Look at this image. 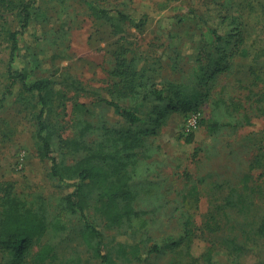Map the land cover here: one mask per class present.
I'll use <instances>...</instances> for the list:
<instances>
[{
    "label": "rangeland",
    "instance_id": "1",
    "mask_svg": "<svg viewBox=\"0 0 264 264\" xmlns=\"http://www.w3.org/2000/svg\"><path fill=\"white\" fill-rule=\"evenodd\" d=\"M22 6L33 11L23 29ZM9 68L24 71L28 83L51 81L46 131L62 166L91 153L101 161L122 146L127 122L103 99L141 117L142 142L128 160L134 207L146 224L121 235L126 227H105L86 209L105 248L118 240L157 245L143 262L118 264H264V0H0V211L13 193L48 222L62 219L63 228L31 244V252L53 245L44 264H99L79 216L64 209L77 178L73 170L53 176L39 155L40 104L19 80L8 90ZM199 118L219 126L209 132ZM10 261L0 247V264Z\"/></svg>",
    "mask_w": 264,
    "mask_h": 264
},
{
    "label": "trees",
    "instance_id": "2",
    "mask_svg": "<svg viewBox=\"0 0 264 264\" xmlns=\"http://www.w3.org/2000/svg\"><path fill=\"white\" fill-rule=\"evenodd\" d=\"M89 6L92 13L98 18H105L106 20L110 18L107 10H96L92 5ZM32 16L33 11H30L26 6L21 7L20 26L22 29L28 24ZM17 34V30L9 33L11 44L9 56L11 59L17 49ZM215 38L218 41L221 36L215 35ZM234 48L237 54L250 55L245 47L238 49V46H235ZM256 55L257 52L253 53L251 60H256ZM121 64V73L124 75L128 71L127 63L122 60ZM9 76L11 81L8 90L15 84L16 80H19L22 88L33 94L40 104L35 116V137L39 155L51 162V174L61 179L63 177L62 170H73L74 176L77 178L74 189L63 197L64 209L79 216L82 223V239L92 254L98 258L99 264H118V259L125 263H139L146 260L150 253L157 250L156 244L145 250L142 241L118 240L112 245L113 247L105 248L104 233L97 227L96 221L86 214V209L92 207L94 214L100 219L103 226L108 228L126 227L124 231L118 232L121 235L129 234L127 233L128 228L131 229L130 232L134 233L146 224L139 211L134 207V197L130 187L129 168L132 165V159L128 160V158L132 156L133 149L138 148L142 142L141 137L136 133L138 123L141 120L136 110L132 106L121 104L117 99H103L105 104L117 109L127 122V129L121 137L122 146L112 153H104L101 161L93 159V153H91L92 158L89 161L80 159L73 166H62L52 155V143L46 131L48 125L45 117L50 111L55 93L51 81L46 78H39L28 83L27 74L24 71L11 70L10 68ZM151 92L155 98L161 97V89H153ZM197 123L205 125L209 132H214L219 126L216 121L204 118H199ZM193 136L194 133L189 131L185 135V141L192 142ZM255 161L256 157L253 162ZM259 189L260 187H258ZM191 199L193 201L198 199L196 187L191 191ZM5 200L6 205L0 211V247L8 250L10 263L44 264L47 259L53 258V245L51 244H43L34 252H31L30 247L32 242L40 238L48 229L56 231L63 228L62 219L54 218L48 222L43 213L30 208V206L25 207L22 199L13 193L8 194ZM247 203L250 205L252 201ZM185 233L186 247H188L191 235L188 230H185Z\"/></svg>",
    "mask_w": 264,
    "mask_h": 264
},
{
    "label": "built area",
    "instance_id": "3",
    "mask_svg": "<svg viewBox=\"0 0 264 264\" xmlns=\"http://www.w3.org/2000/svg\"><path fill=\"white\" fill-rule=\"evenodd\" d=\"M195 123H192L190 126H194ZM190 129V127H188Z\"/></svg>",
    "mask_w": 264,
    "mask_h": 264
}]
</instances>
